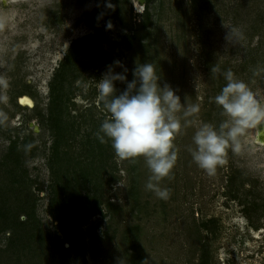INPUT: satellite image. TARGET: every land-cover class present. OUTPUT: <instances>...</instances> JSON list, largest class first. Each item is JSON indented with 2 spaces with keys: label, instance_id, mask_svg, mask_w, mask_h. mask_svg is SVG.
Masks as SVG:
<instances>
[{
  "label": "rangeland",
  "instance_id": "rangeland-1",
  "mask_svg": "<svg viewBox=\"0 0 264 264\" xmlns=\"http://www.w3.org/2000/svg\"><path fill=\"white\" fill-rule=\"evenodd\" d=\"M230 27L242 39L227 42ZM144 63L183 105L177 160L160 182L167 200L146 190L143 157L122 160L95 135L109 116L97 91L108 66L126 68L130 82ZM214 66L230 69L264 101V72L253 75L264 68V0H0V185L13 161L1 162L17 141V173L47 235L44 245L37 234L32 248H18L19 259L8 251L3 264H264L257 126L240 137L238 152L229 146L214 175L189 152L202 124L218 128L224 119L212 98L226 82L211 74ZM115 87L119 95L126 83ZM193 105L199 112L184 117ZM80 205L96 209L90 219L77 214ZM58 236L69 250L65 262ZM9 237L0 235L1 248Z\"/></svg>",
  "mask_w": 264,
  "mask_h": 264
},
{
  "label": "clouds",
  "instance_id": "clouds-1",
  "mask_svg": "<svg viewBox=\"0 0 264 264\" xmlns=\"http://www.w3.org/2000/svg\"><path fill=\"white\" fill-rule=\"evenodd\" d=\"M111 27V25H108ZM225 40L234 43L242 39L235 27L227 28ZM116 67H123L114 61ZM211 74H219L226 82L213 102L220 108L224 119L218 128L202 124L192 137L194 147L189 148L193 162L207 175H214L219 165L224 163L226 150L238 152L240 137L245 132L264 123V101H262L243 80L235 77L229 69L221 71L219 66L210 69ZM123 73H115L109 65L106 73L98 81V97L109 114L96 138L101 144L111 142V148L122 160L143 157L150 171L146 190L159 199L167 200L169 190L161 188L160 182L168 177L175 166L177 151L174 146L176 134L181 130L177 113L183 105L180 97L169 86L159 85L154 66L151 63L138 64L132 72L133 79L127 81ZM264 68L253 72L259 75ZM126 83V89L117 95L115 82ZM199 112L193 105L183 111L184 117ZM188 121L185 120V126Z\"/></svg>",
  "mask_w": 264,
  "mask_h": 264
},
{
  "label": "trees",
  "instance_id": "trees-1",
  "mask_svg": "<svg viewBox=\"0 0 264 264\" xmlns=\"http://www.w3.org/2000/svg\"><path fill=\"white\" fill-rule=\"evenodd\" d=\"M146 19L142 27L147 25V22L150 19V13L146 9L144 16ZM60 74L56 77L58 79ZM54 90V88H53ZM56 100L52 101L50 106V113L55 118V110L58 107ZM13 161L11 168L6 167V178L3 181V184L0 185V235L6 232L11 233L9 237V244L6 248L0 247V264H3V256L9 252L16 253L18 259L20 258V248L25 250L26 248H32V244L35 242V236L38 234L41 236L40 243L44 245V241L47 238V235L44 233V229L40 224L37 223L34 219L35 214V199L32 192L26 193V188H24V183L20 179V176L17 173L18 167L21 164V155L17 146V141H13L9 147V151L4 156L1 164L7 165ZM19 184L18 187H14V184ZM94 209L85 210L81 205L77 209V214L80 213V217H85L90 219L91 216L95 213ZM82 212V213H81ZM25 216L26 219H22V216ZM57 247L58 250L62 249V262H65L66 253L69 251L64 246V241L61 240L60 236L57 237ZM67 241L70 242L71 248H74L78 252L79 248L76 246V242L70 237L66 236ZM17 250H16V248ZM19 248V249H18ZM19 250V252H18ZM11 258V257H10ZM143 259V258H142ZM19 261V260H18ZM61 264V262H60ZM133 264H145L144 262L137 263L134 259Z\"/></svg>",
  "mask_w": 264,
  "mask_h": 264
},
{
  "label": "bare ground",
  "instance_id": "bare-ground-1",
  "mask_svg": "<svg viewBox=\"0 0 264 264\" xmlns=\"http://www.w3.org/2000/svg\"><path fill=\"white\" fill-rule=\"evenodd\" d=\"M23 101L31 103V101L29 99H24ZM257 140L261 144H264V123L257 125ZM249 245H250V243H249ZM252 247H254V246H252Z\"/></svg>",
  "mask_w": 264,
  "mask_h": 264
}]
</instances>
